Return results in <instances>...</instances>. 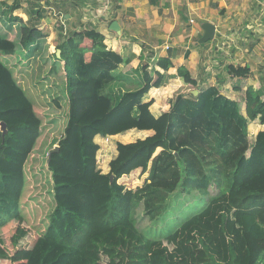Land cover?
Returning <instances> with one entry per match:
<instances>
[{
  "label": "trees",
  "instance_id": "1",
  "mask_svg": "<svg viewBox=\"0 0 264 264\" xmlns=\"http://www.w3.org/2000/svg\"><path fill=\"white\" fill-rule=\"evenodd\" d=\"M19 8L18 1L0 2L5 13V24L0 17V123L8 129L5 135L0 130V231L17 227L13 254L0 239V264H264V129L254 141L248 130L254 121L264 125V86L248 87L243 113L218 86L200 88L181 66L178 76L199 94L180 89L170 108L155 116L154 101L145 98L169 82L170 56L156 61L164 73L142 63L141 83L116 92V71L125 60L108 48L101 33L75 32L59 43L57 57L39 26L41 11L24 21L13 15ZM39 59L47 64L35 66ZM227 69L233 77L251 72L248 66ZM41 70L49 72L44 80H52L51 91H38ZM65 106L61 131L56 113ZM46 129L53 136L44 148L47 158L60 147L49 165L46 159L54 209L47 228L18 248L34 234L22 213V198L26 166L45 143ZM130 130L153 134L118 143L109 172L103 173L96 138ZM139 169L148 173L143 186L128 189L119 182ZM212 185L218 190L214 195ZM193 192L209 201L172 234L150 238L138 229L140 206L150 220L165 223L172 197Z\"/></svg>",
  "mask_w": 264,
  "mask_h": 264
},
{
  "label": "rangeland",
  "instance_id": "2",
  "mask_svg": "<svg viewBox=\"0 0 264 264\" xmlns=\"http://www.w3.org/2000/svg\"><path fill=\"white\" fill-rule=\"evenodd\" d=\"M55 1L51 0V1H48V3H44V4L48 6L49 5L54 6ZM187 1H192L194 4L198 5L193 12L195 13L194 16L198 17L199 19H194V17L190 15H185V13L188 11V8L185 6V3ZM200 2L205 3V7L200 6L199 5ZM87 3L90 4V6L89 7L86 6L85 8L89 10L90 17L93 20V17L97 14V12H95L94 15L92 14V12L94 11V9L102 7V1L88 0ZM256 3H254L253 0H160L158 1V5H159L158 11L160 12V16L162 18L171 19V22H173L176 16V19L182 23L183 27L186 29V32H185L186 36L179 42L184 41V39L186 40V42L191 41L189 46H187L190 49L194 45L193 42H196V39L201 33L200 32L201 29H200L198 33L194 32V35H192V30L190 28L193 25L192 23L193 20L190 22V17H192L191 19H194L195 21L197 20L196 22L197 24H201V22L204 21V18L211 19L220 24H221V21H224V25L220 26L221 34H219L220 43L218 45L226 49V51H228L227 53L229 54H235L237 51L243 52L239 55H236V57L239 58V62L234 63V64L239 65V66L243 64L250 65L257 71L258 66H260V63L262 61L264 62V34H261L260 36L261 37L260 42L262 43V45L260 44V48L259 49L257 48V45L259 42V33L257 32V30L258 29L263 30L262 27L264 23V14L262 13V8L258 6V4ZM92 4H95V5L92 6ZM62 7L63 6L58 5L57 6L58 10L57 9L55 10V15L53 13L50 14L53 19L52 22L48 23L47 25H44V27L47 28L46 31H48V29H51L52 31L56 33V36L53 40L54 43H56L58 40H59V43H61L62 41L66 40V38L71 37L76 32V31H71L69 29V24L66 23L67 17H65V11L62 9ZM50 10L48 9L44 11L48 12ZM59 12H63V14ZM96 17L97 18H95V21L97 20L100 21L105 18V15L104 16L100 15L99 17L97 15ZM86 21L92 23V21L90 20H86ZM255 21H262V25H261L262 27H260L257 23H255ZM107 24L108 22L106 23L104 22V27H107L108 26ZM162 24H163V21H161V24L154 26L155 27L154 29L152 28V30L146 31V33L142 31L138 32L136 30L135 31L133 30V32H130V35L133 38L138 37L139 44L146 42L148 38H151L150 36H155L160 41L162 46L170 45V47H172L174 46V37L176 35L173 32L170 35V37H168L166 33H163L162 29L164 28V25ZM133 26H135V24ZM127 27L129 29L131 28L130 25H127ZM88 29H91L89 25L81 27L80 31L88 30ZM248 30L252 31L253 33H256L255 36L253 33L249 34ZM128 31H132V30L130 29ZM61 38H62V41H60ZM127 38H130V37H127ZM59 43L56 45V48L52 50L53 53L57 52ZM210 44L211 43H209L208 46ZM200 45L202 46L203 44H200ZM216 45L217 44H214V47L213 46L209 47L210 56H212V58L208 60L209 62H206V65L207 66L209 65L211 69V71L210 70L207 71V73H210L209 80H206L207 85L216 84V80L218 79H215L216 76L213 73L217 75V78L221 77V78L227 79V77L229 76L232 80L235 79V77L228 74L227 67L230 61H227L226 60L227 58H225V61L227 63L225 64L221 62L222 59L219 57V48ZM243 45L247 47H243ZM249 47L250 49L255 48V51L254 50L248 51ZM175 49H177L178 51V45L175 47ZM233 50L235 52H233ZM23 56H26V55H23ZM215 56H218L216 58L218 65L215 62H210ZM53 59L54 58H52L51 60ZM188 59H189V56L186 58V60ZM43 60L45 59H39L36 62L35 66L41 65V64L43 66L44 64L46 65L47 60L45 61ZM51 60H50V63H52ZM55 61L56 60L54 59L53 62ZM153 64H156V62ZM57 69H59V66H57ZM48 75H49V72L47 76ZM47 76L42 72V70L39 71V78L41 80V86H42L40 89H38L39 92L41 89H43L45 92L51 91V89L48 88V84H51L52 80L51 79L44 80V78L45 77L47 78ZM61 78L62 80L64 79L62 75H61ZM237 80H239V82L241 83L244 80V78H237ZM116 88L114 87L116 92H118V90H128V89H132L135 87L130 84L129 86L124 85L122 88L120 87H116ZM221 89H223V87H221ZM169 93L170 92L168 90L165 93L155 92V95H157V97H159V99H161L163 103V109L167 108ZM61 94H63V91H61ZM236 99L238 100V98ZM52 104H53L52 101L49 102L48 107H50V109L54 112V110L57 107L55 105L51 107ZM65 104L66 102L63 104V106ZM238 104L241 107L242 112L244 113V108L240 100ZM66 107H67V112H68V106H65L64 109L56 113V118L60 119L59 129L61 131L63 130L65 119L67 121ZM152 109H153L152 112L156 113L155 112L156 104L152 106ZM47 128H50V127L47 126ZM261 129H264V126L260 127L258 125V122H252L249 124L248 130H249V138L251 141H254L256 135L258 134L259 131H261ZM48 132H49L48 129H46L44 132V136L41 138L45 140V143L41 145L42 148L41 149L37 148L34 151V153L30 157V160L26 166L27 186H26L23 198H22V213L27 219L28 227L31 229V231L34 234H33V237H29V238L26 237V239L22 240L18 248L25 247L29 244H32V242L38 237V235L47 228L51 220L50 215L54 209V204H53L54 186L51 183V176L46 167L47 166L46 165L47 155L44 152L45 146L49 142L50 138L53 137L51 134H48ZM151 134H153V131L152 133L150 132L149 134V132H146V131L130 130L123 134H119L118 136H109V137L98 136L96 138V142L100 145V150L97 156L98 157V168L102 170L103 173L109 172V163L117 155V144L118 143H131L138 139L146 138L147 136ZM147 177H148V173L144 174L139 169V170L132 172L129 176L123 177L122 179L119 180V182L128 189H136L138 187L143 186ZM210 192L211 194L213 193L214 195L218 192V190L216 189L214 185H212L210 187ZM186 197L187 199L184 200V198ZM208 201L209 200L207 196H202L197 192L188 194V196L187 195L185 196V194L181 196L179 195H176L175 197L173 196L170 202L171 204L169 208L170 213L167 214L165 223L160 221L162 220V218L159 219V221L150 220L145 215L143 206H140L137 210V215H136L137 222H138L137 227L144 235H148L150 238L152 237V238L161 239L163 237H167L170 234H172L181 225V223L184 221V219L187 217L188 214L192 213L196 208H201V207L204 208L207 205ZM197 203H199V205H197ZM174 209H177V210L175 211ZM16 230H17L16 225L13 226L11 224L8 227L0 231V239L3 243V247H5L9 251L10 254H13L15 251V247L12 242V237L15 234ZM3 264H10V263L3 262Z\"/></svg>",
  "mask_w": 264,
  "mask_h": 264
},
{
  "label": "crops",
  "instance_id": "3",
  "mask_svg": "<svg viewBox=\"0 0 264 264\" xmlns=\"http://www.w3.org/2000/svg\"><path fill=\"white\" fill-rule=\"evenodd\" d=\"M15 1L20 2V8L16 10L13 15L20 16L24 21H28L30 17L36 16L34 14L36 10H40L41 14V20L39 21L40 28L44 29L46 31V27L44 25H47L48 23L52 22L51 13L55 15V10L58 5L63 6L62 9L65 11V17L66 23L69 24V29L71 31H80L81 27L84 26H90L91 29H94L101 33L105 38V43L107 44L108 48L119 52L125 62L120 65L118 70L116 71V75L119 76V81L114 84V87H120L122 88L124 85L129 86L130 84L134 87H136L138 84L141 83V75L142 70L140 69L141 64L143 63V66H146L150 64V69L155 68L162 73L164 71L159 68L157 65L153 64L157 61L159 57H166L170 56V59L173 62V67H171L167 74L170 75L169 82L166 86L161 88H153L149 94L146 96L145 101L153 100L154 104H156V113H153L155 116H160L163 112L167 111L170 108V102L173 99L174 95L181 89L183 90V94H191L192 91H195L196 89L188 85L184 82L183 78L178 76V68L185 65L189 72L191 73L192 77L196 79L199 83L200 88H204L207 86H218L221 89V93L228 96L231 99L236 100L239 102V100L242 102L244 113H245V92L248 89V87H253L254 89H259L262 85L264 86V62L262 61L260 63V66H258V70L256 71L253 67L250 65H240V66H248L250 68V74L248 77H235V79H231L229 76L227 79L218 77L215 73H213L216 78V84H210L207 85L206 80H209L210 73H207L208 70L211 71L209 65H206V62H209L210 58V48L211 46L214 47V44H217L216 46L219 48V57L222 59L221 62L227 63L225 61V58H227V61H230L228 65L232 64L234 66V63L239 62V58L236 57V55H239L243 52L237 51L235 54H229L227 53L226 49L222 48L220 45L219 40V34H221L220 26L224 25V21H221L220 23H217L211 19L204 18V21L201 22V24H197L198 17L194 16L195 13L193 12L197 4H194L192 1H187L185 3V6L188 8V11L185 13V15H190L194 17V19H191L190 22L193 20V25L191 26L192 35H194V32L198 33L201 29V33L198 36V38L203 35L204 31L202 29V24L205 22H211L216 26V36L212 41L207 42L205 45H200L197 42H193V47L191 49L187 46L191 43V41L186 42L181 41L183 38H185V32L186 29L183 27L182 23L176 19L173 22H171V19L162 18L160 16V12L158 11L159 5L158 1L160 0H99L102 1V7L94 9L92 14L94 15L95 12L97 14L93 17V20L90 17L89 10L85 8L86 6H90L88 4V0H53L55 1V5L48 6L42 2V0H0V2H6L9 5H12L15 3ZM58 1V2H57ZM98 1V0H97ZM254 3L258 4L262 8V13L264 14V0H253ZM60 3V4H59ZM58 4V5H57ZM96 4V3H95ZM95 4H92L94 6ZM202 7H205V3L200 2L199 4ZM50 10L48 12L44 10ZM63 11V12H64ZM63 12H59L62 13ZM105 15V18L103 20H97L95 21L96 16L98 17L100 15ZM0 17L1 21H3V24H5V13H1L0 10ZM201 17V16H199ZM90 20L92 23L86 21ZM117 21L121 27V33H118L116 31H113L110 27L111 24ZM161 21H163L164 28L163 33H166L168 37L174 32V46L170 47V45L162 46L160 41L155 36H150L151 38H148L146 42L139 44V38L138 37H131L130 32L135 31H142L145 32L154 29V26H157L158 24H161ZM104 22H108V26L104 27ZM260 27H262V21H255ZM98 24V25H96ZM135 24V26H133ZM17 24H14V28H16ZM127 25L131 26L132 31L130 30ZM200 27V28H198ZM263 30L258 29L257 32L259 33V42L257 45V48H260V42L261 40V34H264V23H263ZM49 34L48 42L50 44V51L53 53V49L56 48V45L59 43V40L54 43L53 40L56 36V33L52 31L51 29H48L46 31ZM128 32V33H127ZM249 34H252V31L248 30ZM183 34V35H182ZM254 36L256 33H253ZM147 36V34H146ZM130 37V38H127ZM159 38V37H158ZM62 41V38L61 40ZM63 42V41H62ZM214 42V43H213ZM211 43L209 46L208 44ZM178 45V51L175 49V47ZM208 46V47H207ZM243 47H247L243 45ZM256 47V46H255ZM209 48V49H208ZM184 49V51H183ZM188 49V50H187ZM240 49V48H238ZM255 51V48L250 49L248 51ZM233 52H235L233 50ZM170 53V54H168ZM188 53L189 59L186 60V55ZM154 54V55H153ZM227 54V55H226ZM218 56H215L210 62H215L217 65V58ZM207 60V61H206ZM229 74V73H228ZM230 75V74H229ZM237 78H244V80L240 83ZM211 81V80H210ZM129 88V87H128ZM134 89V88H132ZM117 90V88H116ZM154 90V91H153ZM167 90L170 92L168 96V103L167 108L163 109V103L157 95H155V92L159 93H165ZM168 94V93H167ZM193 94V93H192ZM238 98V100L236 99ZM153 104V105H154ZM240 104V103H239ZM152 105V106H153ZM151 106V111H153ZM258 122V121H254ZM252 123V122H251ZM258 125L264 126L259 124ZM263 129H261L262 131ZM152 133V131H146ZM118 136V135H117Z\"/></svg>",
  "mask_w": 264,
  "mask_h": 264
},
{
  "label": "water",
  "instance_id": "4",
  "mask_svg": "<svg viewBox=\"0 0 264 264\" xmlns=\"http://www.w3.org/2000/svg\"><path fill=\"white\" fill-rule=\"evenodd\" d=\"M113 31H116L118 33H121V27L119 25V23L117 21H114L112 24H111V27H110ZM202 29L204 31L203 35L201 36V38H199L198 40V44H205L209 41H212L215 36H216V26L211 23V22H205L202 24ZM57 56L60 57L61 55V50H57L56 52ZM193 95H198L199 94V91L198 90H195V91H192ZM223 94V93H222ZM0 130L3 132V134L5 135L7 132H8V129H7V124L5 122H1L0 123ZM60 150V147L57 145L55 146V148L49 153L48 155V158H47V165H49L51 159H52V155L54 153H57L59 152ZM111 181L113 182L114 180V175H111L110 177Z\"/></svg>",
  "mask_w": 264,
  "mask_h": 264
},
{
  "label": "built area",
  "instance_id": "5",
  "mask_svg": "<svg viewBox=\"0 0 264 264\" xmlns=\"http://www.w3.org/2000/svg\"><path fill=\"white\" fill-rule=\"evenodd\" d=\"M48 1H51V0H42L43 3H48Z\"/></svg>",
  "mask_w": 264,
  "mask_h": 264
}]
</instances>
